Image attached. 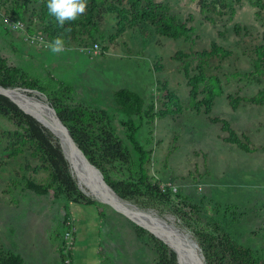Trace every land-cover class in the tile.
<instances>
[{
  "label": "rangeland",
  "instance_id": "374dc122",
  "mask_svg": "<svg viewBox=\"0 0 264 264\" xmlns=\"http://www.w3.org/2000/svg\"><path fill=\"white\" fill-rule=\"evenodd\" d=\"M0 3V53L47 90L103 176L130 192L123 199L190 231L204 264H233L223 259L225 236L264 264V0H97L63 27L47 0ZM50 33L63 53L33 38L50 42ZM95 42L104 52L88 51ZM120 87L144 100L133 116L143 177L115 102ZM221 120L247 148L227 140ZM105 132L122 140L127 161L103 151ZM49 180L25 126L0 114V264L10 252L23 264H66L63 254L71 264H158L157 236L142 226L138 234L139 224L79 185L99 207L35 190Z\"/></svg>",
  "mask_w": 264,
  "mask_h": 264
},
{
  "label": "trees",
  "instance_id": "16d2710c",
  "mask_svg": "<svg viewBox=\"0 0 264 264\" xmlns=\"http://www.w3.org/2000/svg\"><path fill=\"white\" fill-rule=\"evenodd\" d=\"M1 0L0 2H3ZM97 0H88L87 12H92L93 5ZM1 8V3H0ZM51 36V33H50ZM50 41L54 37H50ZM22 79L23 85L28 88L38 89L44 94H48L47 90L41 86L36 80L23 79V74H20L19 68L16 65L8 63V60L0 53V84L3 86H12L18 84V80ZM49 97V96H47ZM114 98L119 109L127 116L126 119L121 120V124L127 129V138L133 144L140 157V177H143L142 159L143 148L136 138L138 131V125L135 124L133 116H141L142 108L144 104L143 98L138 92L127 88L120 87L114 91ZM50 104L55 108V104L50 101ZM106 117L107 113L102 112ZM0 114L10 116L12 120L18 125H24L28 136L37 143L42 155L45 157L46 162L50 168V180L43 187H36L35 190L39 193H46L49 189L53 188L57 197L63 195L70 201L84 202L88 205H96L99 207L96 201L86 199V196L79 191L77 180L70 171V166L67 159L64 157L60 143L52 136V132L45 126L38 122L30 114L24 112L16 103H14L6 95L0 93ZM58 116L62 122L68 126L69 132L74 141L84 152L86 157L96 165L102 172L103 168L99 165L90 155L88 148L86 147L83 139L77 134L66 122L64 117L58 112ZM108 118V117H107ZM222 121V127L227 131V140L237 143L240 147L247 148V144L239 138L233 128L230 127L226 120ZM52 134H51V133ZM54 135V134H53ZM106 138L101 139V147H104L105 153L108 151H114L120 156L123 161L128 160L127 149L122 144V140L115 137L111 132H105ZM99 141V140H98ZM106 182L114 189V191L120 196L125 197L130 192H123L121 188L116 184H113L107 177ZM137 233L139 234L144 230L141 226H137ZM199 234V232H198ZM154 243L160 245L161 254L158 260V264H178L176 256L173 250L167 247L161 239L154 237L150 234ZM64 242V241H63ZM223 250V259H227L233 264H255L256 261L250 253L248 247L243 246L237 241L229 237H221ZM66 254H63L62 258L65 259ZM2 264H23V257L19 253L10 252L7 256L3 257Z\"/></svg>",
  "mask_w": 264,
  "mask_h": 264
},
{
  "label": "bare ground",
  "instance_id": "6f19581e",
  "mask_svg": "<svg viewBox=\"0 0 264 264\" xmlns=\"http://www.w3.org/2000/svg\"><path fill=\"white\" fill-rule=\"evenodd\" d=\"M0 90L3 89L0 88ZM3 91H6L27 112L38 117L44 126L61 141L66 156L72 165L74 176L76 180L78 179L79 186L86 193L91 194L101 202L109 204L127 218L160 238L174 251L178 264H201L197 256L198 253L195 252H198V247L194 244L196 241L190 231L175 223L172 217H164L154 210L140 208L132 201L123 199L103 185L97 171L85 165L80 153L72 147L71 142H69L60 127L57 117L51 109L52 105L45 94L36 90L27 91L12 86Z\"/></svg>",
  "mask_w": 264,
  "mask_h": 264
},
{
  "label": "clouds",
  "instance_id": "9594fccd",
  "mask_svg": "<svg viewBox=\"0 0 264 264\" xmlns=\"http://www.w3.org/2000/svg\"><path fill=\"white\" fill-rule=\"evenodd\" d=\"M87 6L88 0H47L48 14L54 17L61 27L66 21H75L82 16ZM47 46L53 54H60L66 50L61 37L54 38Z\"/></svg>",
  "mask_w": 264,
  "mask_h": 264
},
{
  "label": "water",
  "instance_id": "95a60500",
  "mask_svg": "<svg viewBox=\"0 0 264 264\" xmlns=\"http://www.w3.org/2000/svg\"><path fill=\"white\" fill-rule=\"evenodd\" d=\"M0 88L3 89V90H6V89L9 88V86H3V85L0 84ZM16 88H21V89H23V90H27V91H34V90H36V91L41 92V91L38 90V89H33V88H28V87H20V86H16ZM3 90H2V91L0 90V93L3 94V95H6V96H7L8 98H10L14 103H16V102H15V101H14V100H13V99H12L7 93H6V91H3ZM9 90H10V89H9ZM41 93H43V92H41ZM43 94H44V93H43ZM16 104H17V103H16ZM17 105H18V104H17ZM18 106H19L24 112L30 114L32 117H34L38 122H40V123L44 126V124L40 121V119H38V117H36V116H35L34 114H32V113L27 112V111H26L25 109H23L20 105H18ZM51 109L53 110L55 116L57 117V120H58V122H59V125H60V127L63 129L64 133L66 134V136H67L69 142H71L72 147H74V148L80 153V155L82 156L85 165H87L88 167H91L92 169H95V171H97V174H98V176H99L101 182L103 183V185H105V186H106L109 190H111L113 193H116V192L114 191V189H113V188H112V187L106 182V180H105V178H104V176H103L101 170H100L96 165H94L92 162H90V160L86 157V155H85L84 152L81 150V148H80V147L77 145V143L74 141L73 137L71 136V134H70V132H69V129L67 128L66 125H64V124L62 123V120H61V119L58 117V115L56 114V110H55V108H54L53 106H51ZM59 143H60V146H61V149H62L63 155H64V157L67 159V161H68V163H69L70 171H71V173L74 175V173H73V169H72V165H71V163H70V160H69L68 157L66 156V153H65V151H64L63 145H62V143H61L60 140H59ZM77 184H78V179H77ZM78 185H79V184H78ZM194 244L198 247L197 242H194ZM195 252H196V254L198 253L197 256L199 257L201 264H204L203 259H202V256L199 254V247H198V252H197V251H195Z\"/></svg>",
  "mask_w": 264,
  "mask_h": 264
},
{
  "label": "built area",
  "instance_id": "2783aa9c",
  "mask_svg": "<svg viewBox=\"0 0 264 264\" xmlns=\"http://www.w3.org/2000/svg\"><path fill=\"white\" fill-rule=\"evenodd\" d=\"M33 38H35V40L37 41L41 40L42 42L49 43V41L45 38L43 34L41 35L34 34ZM87 49L89 52L94 53V54L104 52V50H102L98 42H95L93 45L89 46ZM64 223L65 224H64V232H63V237H64L63 241H64V250L67 251L68 249H71L74 228H73V222L69 218L66 221L64 220ZM64 261L66 264H71V259L68 256V254H66Z\"/></svg>",
  "mask_w": 264,
  "mask_h": 264
}]
</instances>
